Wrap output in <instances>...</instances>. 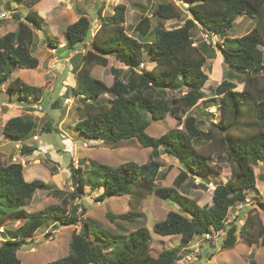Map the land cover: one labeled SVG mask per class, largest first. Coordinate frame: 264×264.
Segmentation results:
<instances>
[{"label":"trees","instance_id":"obj_1","mask_svg":"<svg viewBox=\"0 0 264 264\" xmlns=\"http://www.w3.org/2000/svg\"><path fill=\"white\" fill-rule=\"evenodd\" d=\"M40 1L27 3L33 6ZM175 1L188 4L185 11L192 17L184 20L180 27L165 29L160 22L153 28L149 16H142L134 27L140 39L127 33L126 5L118 4L112 15L104 16L101 4L96 12L95 17L100 20L101 26L93 37L92 50L83 56L82 67L77 71L78 84L74 94L83 95L85 99L83 106L78 108L79 118L75 128L87 139L103 141L113 148L132 142L151 148L152 152L149 161L142 165L127 162L112 167L91 160L89 176L84 175L82 166L71 164L69 180L74 191L70 198L74 202L82 199L87 187L92 192L102 191L98 202L109 196H128L130 212L120 215L109 213L107 217L112 222L134 223L143 217L138 210L140 203L147 196L157 194L180 209L168 212L164 220L155 223L154 231L161 236L180 235L186 247L197 236L209 233L222 235L225 232L223 250L234 249L239 238L248 246L257 245L261 240L264 247L263 225L257 229L248 218L240 228L236 223L226 228L229 211L245 203L248 191L256 187L255 168L264 162V84L260 82L264 73V0ZM182 15V10L174 1L159 3L154 9V16L163 21L182 19ZM239 16L254 19V28L242 37H227ZM13 17L18 21V29L0 37V96L7 84L11 93L17 91L22 101L33 104V101L40 100L43 88L13 78V73L18 68L42 67L40 58L32 55L29 47L33 29L43 32L46 44L53 50L60 48V41L48 35L45 21L37 11L30 10L24 18L21 15ZM92 23L83 15L69 25L63 49L74 52L79 45L90 41ZM197 28L212 37L224 38L217 43V47L225 65L245 77L242 91L236 90L237 85L231 78L224 79L213 90L214 97L209 102L220 106L222 121L212 124V128L223 134L220 139L215 138L212 130L205 132L200 121L191 113L205 97L203 89L209 79L203 69L206 64L203 49L195 46L193 41ZM152 37L149 43L148 38ZM145 54L155 63L151 70L140 69L145 63ZM105 56L115 57L129 67L125 79L117 69L110 70L114 77L111 85L91 75L93 66H108ZM137 68L139 70L136 71ZM176 92L180 93L179 97H167L169 93ZM106 94L112 99L107 102L99 100ZM148 115L154 121L175 118L177 127L159 137H152L148 134L151 126ZM180 126L183 129L178 128ZM35 129L36 123L31 116H18L5 123L3 136L13 142H26L36 136ZM239 130L245 133L241 132L242 135L238 136L236 132ZM52 131L53 125L48 123L41 132ZM206 144H213L228 157L231 175L225 184L215 187L212 204L200 206L180 189L187 181L189 188H198L199 185L191 182L192 179L206 180L222 171L212 161L215 153L205 152ZM38 149L36 145H26L22 152L32 155ZM162 154L177 159L182 165L174 187H160L157 183L166 178L158 160ZM40 190H50V186L42 180L27 182L22 164H0V226L9 219L23 221L18 229L5 235L0 246V264H22L18 257L21 242L52 221L62 226H78L81 223L82 230L72 234L69 254L48 264H181L182 256L178 255V248L164 250L157 257L151 255V234L146 227L131 234H115L103 229L96 221L84 219L85 208L80 209L74 203L68 210L64 204L66 192L58 191L61 195L65 194L62 204L49 205L29 213L25 206ZM257 205L264 209V202L259 201ZM250 264L258 263L252 260Z\"/></svg>","mask_w":264,"mask_h":264},{"label":"rangeland","instance_id":"obj_2","mask_svg":"<svg viewBox=\"0 0 264 264\" xmlns=\"http://www.w3.org/2000/svg\"><path fill=\"white\" fill-rule=\"evenodd\" d=\"M13 1L15 0H0L1 13H5L6 15H4V17L0 14V36L17 28L18 21L14 19L13 15H21V17L24 18L27 11L29 12V7L27 5H19V2L11 4ZM23 1L24 3H27L31 0ZM62 1L43 0L37 7L38 11L45 12L46 22L49 23L50 27H52V32L60 39L63 38L64 32H66L65 26L69 25V21H71L70 17L74 15V11L79 8L86 10L87 12L93 6V2H100L103 4L104 11L102 14L104 16L112 15L114 7L118 4L124 3L129 8V20L132 19L135 24L142 13L148 14L152 18L153 28H155L160 22L161 27H164L165 29H172L175 27L174 24L177 20L172 19L169 21H163L161 19H157L154 16V9L159 3L174 1L175 5L182 10L184 15L182 17V21L188 19L187 17L190 14L185 11L186 8L181 7L180 2H176L175 0ZM6 3H9L11 7L6 6ZM184 6L188 7V4L185 3ZM53 10H55L54 13H52ZM94 16L90 15V19L93 21L92 31L96 32L97 29L100 28V22H95L97 19ZM57 18L61 19V21H58L59 24L57 23ZM249 19L250 18H248V20H246L242 25L238 24L234 26L226 36L229 38H238L246 35L251 30V20ZM36 32L38 34H36V45L33 47L34 54L39 53L37 54L38 56H45L44 54H41L45 52L50 53L54 57L63 58L69 54V52L65 49L59 51L58 54H56L53 49L49 51L48 46L42 41V37L40 36L42 33L37 30ZM127 32L131 36L137 37L134 32V26L131 25L129 21ZM193 34L194 45L200 46L206 57V64L203 69L209 76V81L207 82L204 91L208 99L213 97V89H215L223 79L231 78L226 75L228 72H231L233 78H236V82L241 84L245 78L244 75L241 76V74H238L234 69H230L228 66L223 64L224 62L219 61L222 55L217 47V43H220L223 40V37L216 36L212 37V40L208 39L206 37L207 34L201 28L195 29ZM207 44L211 46H207ZM82 46L83 45L81 44L78 47ZM262 49L264 50L263 40ZM63 62L64 61H61V59H58L56 63L53 62L51 64L49 61L43 62L42 67L39 70L40 74L44 70V74L48 76V79H54V73L56 72L55 74H57L59 69L56 68L54 73L49 71L55 69L54 64H63ZM111 63L113 67L118 65L116 60H111ZM108 69H101V67H97L96 70H93V75H95L96 78L103 80L107 85H111L113 82V76L109 75ZM22 72V70H15L13 78H19L21 75L25 76ZM48 73L50 75H47ZM36 74H39V72ZM36 74L32 73L28 76L35 78ZM62 80V78H59L55 81L52 89L48 92L49 95L45 99L43 98V93L42 100L40 102L33 101L34 107L32 105L30 108L22 107V100L19 92L17 91L13 92L11 95H9V93H3L0 96L1 165L8 166L12 163H20L23 167H25L24 177L26 180H28L29 170L34 169V171L31 172H36V179H41L45 183H51L50 181H53L55 176H61L65 173H62V170H68L70 173L71 164L75 166H82L83 171H85L84 175L89 176L91 160H96L112 167H117L127 162H135L142 165L149 161L151 155L150 148H143L132 142L124 143L123 146L119 148H113L108 143L96 142L87 139L79 131H77L75 128V122L79 118L77 107L80 106L81 108L83 106L82 100H80L81 103H78L72 94L64 92ZM26 82H28V80H26ZM32 82L39 83L40 78H37L36 81ZM260 82L261 84H264V73L260 77ZM3 89H8L7 84L3 87ZM238 89L239 88H237V91ZM179 95L180 93L178 92L173 94L169 93L167 97L173 99L179 97ZM67 98L72 99L69 104L67 103ZM107 100L109 99L106 97L101 99V101L104 102ZM7 103L17 105L20 108L10 107ZM36 105L37 107H35ZM207 105H211V109L209 108L208 111H206V108H208ZM4 113L8 114L4 116ZM191 113L200 121L201 127L205 132L212 130L216 139L223 137V134L218 129L212 128V124H219L222 121L221 109L216 102H210V104L203 102L192 110ZM21 115L31 116L36 123L34 134L39 136V140L33 141L31 138L26 142H22L23 146L27 145L31 147L33 142L38 145L39 149L32 155L24 154L22 150L16 147L15 142H11V140L3 136V126L5 124V120ZM147 120L151 121L148 134L152 137H159L163 135V133L177 127V120L172 117H168L165 121H154L148 115ZM48 123H51L55 129L52 132H41L43 129H46ZM59 127L62 129V134L57 130ZM178 128L183 129V126ZM241 132L243 134L245 133V131L239 130L236 134L241 136ZM66 145H71V147H73V153H68L66 151ZM206 145L207 146L204 148L206 153H215L212 158L214 165H218V167L222 168V171L220 173H216L215 177L218 179V174H221L220 178L223 179V182L228 180L231 175V167L228 157L222 154L221 150L217 149L213 144ZM158 160L162 164L161 169L163 173H166V178L158 180V185L160 187H174L176 178L182 170V165L177 159L169 157L166 154H162ZM82 162L84 163L83 165ZM255 173L257 176L264 177V162L259 163V165L255 168ZM69 178L70 174L63 179L61 184L57 183L58 186H60L59 188L67 193L66 203L64 204L67 206L68 210L72 209L74 203L79 205L80 209L85 208L86 214L83 216L84 219L96 221L103 229L111 231L115 234H131L141 227H146L151 234L150 252L154 257H157L164 250L178 248V255L182 256V260L180 261L181 264H250L252 260H255L258 264H264V247L260 243L261 240L257 245L248 246L241 240V238H239V241L234 249L223 250L221 247L225 237V232L216 238L213 237L216 234L211 233L213 237L211 240H207L205 236H197L194 241L186 247L182 244L180 235L161 236L155 233V223L164 220L168 212L179 211V208L175 203L170 200L163 199L157 194L147 196L140 203L138 210L142 212L143 217H139L136 222L128 223L120 220L112 222L107 217L109 213L113 215H120L130 212L129 197L109 196L106 197L104 201L98 202V197L101 195L102 191L97 190L92 192L90 187H88L85 189L83 198L76 199L74 202L70 198L74 191V187L71 185ZM205 179L207 180L208 178ZM191 182L199 185V187L189 188L187 186V191L184 187H182V192L186 194L189 199L193 200L200 206L211 205V192L214 190V183H209L208 181L201 180L200 178L194 180L192 179ZM256 184L258 186V190L252 189L248 191L245 203L238 204L229 211L226 228L232 223H236L237 227L240 228L245 224V220L248 218L257 229L262 227V225L264 226V209L257 205L259 201L264 202V178H259ZM52 188L53 187L51 186V189L49 190L50 192L45 190L37 191L33 200L25 206V210L29 213H33L43 210L49 205L62 204V199L65 194L56 195L52 192ZM81 211L82 210H80V212ZM22 224L23 221L19 219H9L2 224L0 226V246L3 242L2 239H5V235L7 236V233L10 235ZM1 230L5 231V234H3ZM81 230V223L78 226H62L59 223L52 221L41 227L33 236L28 237L26 241L21 242L18 257L22 264H48L56 261L69 254L71 236L74 232L80 233ZM88 239L93 242L96 241L93 237H88Z\"/></svg>","mask_w":264,"mask_h":264},{"label":"crops","instance_id":"obj_3","mask_svg":"<svg viewBox=\"0 0 264 264\" xmlns=\"http://www.w3.org/2000/svg\"><path fill=\"white\" fill-rule=\"evenodd\" d=\"M43 0H41L40 2H38L37 4H35V5H33V6H30L28 3H24V1L23 0H15V1H13L11 4H13V3H18L19 2V5L21 4V5H27L29 8V11L30 10H34V11H37L38 12V14L44 19V23H45V29L47 30V32H48V35L49 36H51V37H53V38H56V39H58L59 41H60V48L59 49H57V50H54L55 52H56V54H58L59 53V51H61L62 49H63V46L66 44V33H67V27L69 26V25H71V24H73V23H75V22H77L78 20H79V18L81 17V16H83V15H85V16H87L88 18H90V15H95L96 14V12L99 10H97V11H95V7H96V5L97 4H99V8L101 7V3L99 2H93L92 4H93V6L91 7V9L90 10H88L87 12H86V10H83V9H79V8H77L76 9V11H74V15L72 16V17H70V20L71 21H69V25H66L65 27H66V32H64V35H63V38L62 39H60L58 36H56L55 35V33H53L52 32V27H50L49 26V23H47L46 22V19H45V12L44 11H38L37 10V7H38V5H39V3H41ZM60 2L62 1V0H59ZM90 1H94V0H90ZM63 2V1H62ZM64 3V2H63ZM124 4V3H123ZM183 4H185L184 2H183ZM125 5V4H124ZM6 6H8V7H11V5L9 4V3H6ZM95 11V13L93 14V12ZM55 12V10H53L52 11V13H54ZM27 13H28V11H27ZM26 13V14H27ZM51 13V14H52ZM113 13H114V11H113ZM0 14L1 15H5V13H1V7H0ZM145 15H148V14H141L140 15V17H139V19L135 22V24H134V21L131 19V20H129V8H128V6H127V11H126V23H125V28H126V30H127V28H128V21L130 22V24L131 25H133L134 27L136 26V24L139 22V20L141 19V17L142 16H145ZM6 16V15H5ZM149 16V15H148ZM184 15H182V17H183ZM95 17V16H94ZM192 16L189 14V16L187 17V18H191ZM149 18L151 19V23H152V26H153V21H152V18L149 16ZM248 18H250V17H247V16H239L237 19H236V21H235V23H234V26H236V25H238V24H240V25H242L246 20H248ZM58 19V18H57ZM249 20H251L250 21V25H251V30L253 29L252 27H254V23H255V21H254V19H252V18H250ZM17 21V20H16ZM58 21H61V19H58L57 20V23L59 24V22ZM169 21V20H168ZM95 22H100V20L99 19H97ZM183 23H184V21H182V19H177L176 20V22H175V27H180V26H182L183 25ZM52 25H55V24H52ZM55 26H57V25H55ZM101 26V22L99 23V27ZM233 26V27H234ZM174 27V28H175ZM57 28V27H56ZM18 29V24H17V28L15 29V30H10V31H8V32H6L4 35H6L7 33H9V32H14V31H16ZM100 29V28H99ZM99 29H97V31L96 32H93V31H91V40L90 41H88L86 44H82L83 46L82 47H78L77 48V50H75L74 52H69V54L65 57V58H63V57H54V56H52L50 53H41V54H44L45 56H38L37 54H39V53H37V54H34V51H33V47L36 45L35 44V40H36V34H38L37 32H36V30L35 29H33V35H32V39H31V42L29 43V47H30V50H31V52H32V55L34 54V56H36V57H38V58H40V60H41V63H43V62H45V61H49L50 62V64L51 63H56L57 61H58V59H61V61H64L63 62V64H54L55 65V69H53V70H50L49 72H55L56 71V68H58L59 69V72L57 73V74H55L54 73V79H48V76H46L45 74H44V70L42 71V73L40 74V68L38 69V68H35V69H22V68H18V69H16V70H22L23 72L22 73H24L25 74V76L24 75H21V77H19L23 82H25L26 84H28V85H30V86H33V87H37V88H43V93H44V95H43V98L45 99L48 95H49V91L52 89V87H53V85H54V83H55V81L56 80H58L59 78H62L63 80H62V84H63V91L64 92H67L68 94L70 93V94H72V96H74L75 97V100L76 101H78V103H81L80 102V100H82V104H83V100L85 99L84 98V96L83 95H79V96H76L75 94H74V89H76V87H77V84H78V76H77V71H79V69L82 67V58H83V56H85L90 50H92V40H93V37L97 34V32H98V30ZM250 30V31H251ZM37 31H39V30H37ZM249 31V32H250ZM39 32H41V31H39ZM135 32V31H134ZM42 33V35H40L41 37H42V41L46 44V41H45V37H44V34H43V32H41ZM128 33V32H127ZM136 33V32H135ZM4 35H2V36H0V37H3ZM130 35V34H129ZM136 35H137V37L136 38H138V39H140L139 38V36H138V34L136 33ZM134 37V36H133ZM213 37H216V36H213ZM224 39V38H223ZM153 40V37L152 38H148V41H150L149 43H151V41ZM222 42V41H221ZM47 45V44H46ZM90 47H89V46ZM48 46V45H47ZM49 48V51H51V49L52 48H50V47H48ZM53 54V53H52ZM42 57V58H41ZM107 59H108V66L106 67L107 69H108V71H109V75H112L113 76V74H112V72L110 71L111 69H117L118 71H120L119 73L121 74V77L123 78V79H125L126 77H127V75H128V72H129V67H127L126 65H124L122 62H120V61H118L115 57H112V56H105ZM223 58L222 57H220V59H219V61L220 62H224L223 60H222ZM111 60H116V63L119 65H117L116 67H113L112 66V63H111ZM223 64H225V63H223ZM145 65H146V67H147V70H151L154 66H155V63L154 62H152L151 60H150V58H149V56L147 55V54H145ZM227 66V65H226ZM97 67H101V69H106V68H104V67H102V66H100V65H95V66H93L92 67V69H91V75L93 76V77H95L96 78V76L95 75H93V70L95 69H97ZM62 70V71H61ZM138 69H136V71H137ZM37 72H39V74H36ZM48 72V71H47ZM36 74L35 75V78H31V77H29L28 75L29 74ZM47 75H50L49 73L47 74ZM226 75L228 76V77H231V79H233V80H231V81H233L236 85H237V88H239L238 89V91H242L243 90V88H244V80H243V82H241V84L240 83H237L236 82V78H233V75L231 74V72H228V73H226ZM243 74H241V76H242ZM102 76V75H101ZM103 77V76H102ZM15 78V77H14ZM37 78H40V82L38 83V82H32V81H36L37 80ZM98 79V78H97ZM113 79H114V77H113ZM226 79V78H225ZM228 79V78H227ZM26 80H28V82H26ZM224 80V79H223ZM222 80V81H223ZM208 81H209V79H208ZM207 81V82H208ZM221 81V82H222ZM207 84V83H206ZM219 85V84H218ZM217 85V86H218ZM206 86V85H205ZM3 87H5V86H3ZM205 88V87H204ZM237 88H236V90H237ZM214 90V89H213ZM203 91H204V89H203ZM3 93H9V95H11L12 93H11V91H9L8 89H3ZM204 94H205V97L202 99V100H200L199 101V103L197 104V106H199L201 103H203V102H207V104L209 103L210 104V102H208L209 100H211L212 98H210V99H208V97L206 96V93H205V91H204ZM213 94V93H212ZM104 97H106V98H108L109 100L110 99H112L111 98V96L110 95H108V94H106V95H103L102 97H100L99 98V100H101L102 98H104ZM79 99V100H78ZM217 99H219V98H217ZM42 100V96L40 97V100H38L37 102H40ZM67 100V103L69 104L71 101H72V99H69V98H67L66 99ZM31 101V100H30ZM108 101V100H107ZM106 101V102H107ZM21 103H22V107H25V108H30L31 107V105L34 107V105L32 104V103H29V102H27V101H21ZM8 104V103H7ZM10 107L12 106V107H18V108H20L19 106H17V105H14V104H8ZM37 106V105H36ZM196 106V107H197ZM208 106V108H206V111H208L209 110V108L211 107V105H207ZM21 107V108H22ZM195 107V108H196ZM78 108H80V106L79 107H77V111H78ZM195 108H193L192 110H194ZM211 109V108H210ZM9 113V112H8ZM8 113H4V116L5 115H7ZM22 116V115H21ZM195 116V115H194ZM9 119H7V120H5V123L8 121ZM5 125V124H4ZM55 129V127L53 126V130ZM57 130L62 134L63 132H62V129H61V127H59V129L57 128ZM166 133V132H165ZM164 134V133H163ZM10 140V139H9ZM11 142H13L12 140H11ZM96 142H102V143H104L103 141H96ZM15 143H17V142H15ZM73 148V147H72ZM151 149V148H150ZM151 152H152V149H151ZM103 164V163H102ZM24 171H25V167H24ZM31 171H34V169H32V170H29V176H28V180H26L27 182H32V181H34V180H41V179H36V175H35V173L36 172H31ZM63 172H65L64 174H62L61 176H55L54 178H53V181H50L51 183H49V182H46V184L47 185H49L50 186V189H51V186L53 187L52 188V192H54V194H60L62 191L63 192H65L64 190H61L59 187L60 186H58V184L57 183H60L61 184V182L63 181V179L65 178V177H67L70 173H69V171L68 170H62V173ZM256 174V173H255ZM55 175H59V174H55ZM218 179L215 177V174H213V175H211V176H209L208 177V179L207 180H205V181H208L209 183L211 182V183H214V190H215V187L217 186V185H219V184H225L226 182H227V180L226 181H222L223 179H221L220 178V176H221V174H218ZM256 177H257V182H258V180H259V178L260 177H262V176H257L256 175ZM25 178V177H24ZM210 178H211V180H210ZM230 178V177H229ZM228 178V179H229ZM163 180V179H162ZM54 184H56V185H54ZM187 186H188V181L182 186V187H184L185 188V190L187 191ZM189 187V186H188ZM88 188V187H87ZM255 189L256 190H258V186H257V184H256V187H255ZM214 190L211 192V196H213V192H214ZM41 191V190H40ZM43 191V190H42ZM45 191H49V190H45ZM58 191H61L60 193L58 192ZM98 191H101V190H98ZM181 192H182V188H181V190H180ZM50 192V191H49ZM58 192V193H57ZM61 195V194H60ZM187 198H189L186 194H184ZM35 196V195H34ZM34 198V197H33ZM212 198V197H211ZM33 200V199H32ZM211 204H212V202H211ZM179 208V207H178ZM180 210V209H179ZM3 240V239H2Z\"/></svg>","mask_w":264,"mask_h":264},{"label":"built area","instance_id":"obj_4","mask_svg":"<svg viewBox=\"0 0 264 264\" xmlns=\"http://www.w3.org/2000/svg\"><path fill=\"white\" fill-rule=\"evenodd\" d=\"M3 16H4V15H3ZM4 17H5V16H4ZM206 37L209 39L208 35H206ZM140 69H147L145 63L142 64V65L140 66ZM5 105H7V104H5ZM35 107H37V106H35ZM32 140H33V141H38V140H39V137L36 135V136H34V137L32 138ZM35 145H36V144L33 142V145H32L31 147H34ZM36 146H38V145H36ZM16 147H17L18 149L22 150V148H23L22 142H17V143H16ZM66 151H67L68 153H73L74 149L71 147V145H66ZM1 231H2V230H1ZM2 232H3V231H2ZM2 232H1V233H2ZM213 234H215V233H213ZM219 236H220V234H216V235H214L213 237L216 238V237H219ZM213 237H212L211 233L205 235V238H206L207 240H211V239H213Z\"/></svg>","mask_w":264,"mask_h":264},{"label":"water","instance_id":"obj_5","mask_svg":"<svg viewBox=\"0 0 264 264\" xmlns=\"http://www.w3.org/2000/svg\"><path fill=\"white\" fill-rule=\"evenodd\" d=\"M180 5H181L182 8H186V7L184 6L183 2H180ZM98 9H99V4L96 5V7H95V11H97ZM95 11L93 12V14L95 13ZM208 37H209V39L212 40V35H211V34H209ZM137 69L139 70V68H137Z\"/></svg>","mask_w":264,"mask_h":264},{"label":"clouds","instance_id":"obj_6","mask_svg":"<svg viewBox=\"0 0 264 264\" xmlns=\"http://www.w3.org/2000/svg\"><path fill=\"white\" fill-rule=\"evenodd\" d=\"M220 236H221V234H220Z\"/></svg>","mask_w":264,"mask_h":264}]
</instances>
